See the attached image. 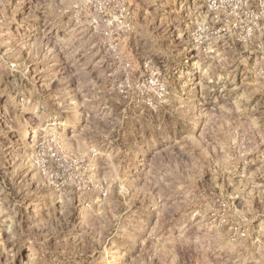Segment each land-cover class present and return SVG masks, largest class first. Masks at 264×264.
I'll return each instance as SVG.
<instances>
[{
    "label": "rangeland",
    "instance_id": "rangeland-1",
    "mask_svg": "<svg viewBox=\"0 0 264 264\" xmlns=\"http://www.w3.org/2000/svg\"><path fill=\"white\" fill-rule=\"evenodd\" d=\"M0 264H264V0H0Z\"/></svg>",
    "mask_w": 264,
    "mask_h": 264
},
{
    "label": "built area",
    "instance_id": "built-area-1",
    "mask_svg": "<svg viewBox=\"0 0 264 264\" xmlns=\"http://www.w3.org/2000/svg\"><path fill=\"white\" fill-rule=\"evenodd\" d=\"M205 1H208V2H210V6L211 7H213L214 5H215V2H216V0H205ZM213 5V6H212ZM247 235V233H246V231H242L241 233H240V236H246Z\"/></svg>",
    "mask_w": 264,
    "mask_h": 264
}]
</instances>
